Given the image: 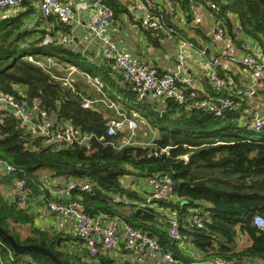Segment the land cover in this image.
<instances>
[{"label": "trees", "instance_id": "1", "mask_svg": "<svg viewBox=\"0 0 264 264\" xmlns=\"http://www.w3.org/2000/svg\"><path fill=\"white\" fill-rule=\"evenodd\" d=\"M210 1L219 8L213 13L223 22L229 36H234L233 24L237 23L264 52V0ZM104 2L112 8L114 17L128 13L127 3L122 0ZM173 2L190 19L189 5L202 1ZM28 14L0 19L3 48L0 50V91L18 95L21 90L29 101L39 102L55 127L67 123L93 136L89 149L77 144L54 147L46 145L41 137L19 129L13 119H0V160L13 168L11 173L0 177L1 182L6 185L23 180L29 190L24 203L18 198L9 202L0 196V227L19 244L46 247L62 264L139 263L129 258L116 262L111 254L116 249L90 254L75 234L38 227L28 209L31 200L41 195L39 202L45 206L50 202L75 203L91 219H114L119 225H129L155 239L159 249L171 253L180 264H201L214 258L238 264H264V224L258 227L253 221L256 215L264 220V134L260 133L261 137L257 138L258 132L248 128L243 120L244 109L239 107L214 116L166 98L161 109L152 100L160 97L151 94L140 97L138 87L121 83L111 59L96 60L94 51L86 52L82 42L76 43L73 39L62 42L63 35L71 36V27L39 12L36 21L39 28L30 30L25 20ZM48 24L52 25V41L44 45L41 42ZM167 24L176 30V40L181 37L195 43V38H189L186 31H192V37L204 35L200 25L186 30L173 21ZM71 67L78 74L71 75L74 80L67 86L63 79ZM86 74L104 81L106 86L102 91L125 107L127 117H132L135 111L158 129L151 146L119 145L126 134L124 131L107 136L106 123L111 111L100 102L91 101L100 95L87 83ZM87 101L100 109V113L85 107ZM165 147H169L168 151L161 152ZM47 175L86 179L96 186L91 192L75 190L69 198H56L44 188ZM130 175L133 180L161 176L172 179L173 200L165 206L178 214L180 240L168 235L167 223L157 211L143 206L151 194L146 199L131 185H124L122 178ZM54 182L53 188L61 187L62 182ZM116 195L126 201H115ZM196 207L206 213L202 228L187 221L190 211ZM183 239L189 240L198 253L194 260L181 249ZM119 247L129 257L122 245ZM0 264L55 263L37 252L15 253L0 240Z\"/></svg>", "mask_w": 264, "mask_h": 264}, {"label": "built area", "instance_id": "2", "mask_svg": "<svg viewBox=\"0 0 264 264\" xmlns=\"http://www.w3.org/2000/svg\"><path fill=\"white\" fill-rule=\"evenodd\" d=\"M35 0H0V17L9 18L12 12L24 2ZM39 12L44 17H53L59 23L71 27V35L75 27L81 25L84 17V32L80 42L88 44L96 38H100L103 30L114 18L112 8L104 0H77L69 6L66 0H37ZM201 3L191 2L188 19L183 11L176 7L173 0H125L127 12L131 19L141 26L149 38L155 42H162L165 38H176V30L167 24L168 21L178 23L182 27L199 26L203 22L202 11L207 10L213 18L211 36L220 44L219 54L205 60L206 90L196 88L195 76L186 73L188 65L187 52L193 48L192 43L185 39H177V60L173 71L160 72L155 66L134 60L114 43H107L102 50V56L113 61V67L120 75L121 83H130L138 87L139 96L151 94L156 97L171 99L179 105H187L206 111L214 116H222L226 112L243 108V120L248 128L264 134V52L252 45L237 23L233 24L234 36L227 34L223 22L216 19L214 12L219 8L210 0H201ZM49 25V24H48ZM52 25L46 28V34L41 44L52 41L50 35ZM72 37L63 35L60 40L66 42ZM32 60L31 56H28ZM241 68L245 75L237 76V81L224 70L228 66ZM69 75V74H68ZM67 75V76H68ZM64 77V84L71 86V79ZM87 83L99 93L100 97L94 100L102 103L108 109L119 112L116 101L111 100L102 91L106 86L98 76L86 74ZM19 90V86L15 85ZM91 101H87L86 107ZM91 105V104H90ZM239 108V109H240ZM120 113V112H119ZM133 115V114H132ZM9 117L13 119L17 127L34 136L41 137L46 145L54 147H71L75 144L90 148L92 134L82 133L78 128L65 123L61 127L54 126L49 119L47 111L42 109L36 100L29 101L22 96L3 93L0 91V119ZM107 136H112L118 131L128 130L119 145L133 144L134 131L138 124L133 119L120 113L116 118L107 121ZM165 147L161 152H167ZM0 169L9 174L12 166L0 160ZM56 177L47 175L44 188L56 198H69L75 190L91 192L96 184L90 180L62 179L61 187L54 189L51 183ZM152 186L150 198L143 206H146L162 216L167 223L168 235L178 241L181 239L180 220L175 210L166 207L165 204L173 200V182L168 176L149 178ZM15 196L24 203L28 198L29 190L23 180L15 181ZM135 185H132L134 188ZM115 201H126L123 196L116 195ZM47 209L59 216L73 219L75 235L83 241L90 254L99 250L113 251L118 246L129 253V260L141 262L147 254L157 255L158 264H180L171 253L162 252L155 239L139 232L129 225H119L117 220L109 219L101 221L91 219L81 211V207L75 203H48ZM206 213L200 208L192 209L187 221L198 228H202L203 218ZM254 224L262 227L264 220L256 215ZM201 264H238L214 258L202 261Z\"/></svg>", "mask_w": 264, "mask_h": 264}, {"label": "crops", "instance_id": "3", "mask_svg": "<svg viewBox=\"0 0 264 264\" xmlns=\"http://www.w3.org/2000/svg\"><path fill=\"white\" fill-rule=\"evenodd\" d=\"M75 1L77 0H66L69 6H72ZM122 1L125 2V0ZM153 1H158V0H153ZM24 12L26 14L30 13L25 19L27 24L26 27H28L30 30H33L34 28H39L37 26L38 24L36 23V21H38L37 14H39V1L35 0L27 3L26 2L22 3L18 7L17 11L12 12V15L14 16L18 13H24ZM202 13H203V22L200 24V27L202 26L201 28L204 32V35L198 37H192V31L191 32L186 31L189 38H195L194 40L195 43H192L193 48L187 52L189 59H188V65L186 67V73L195 76L196 88L206 90L207 81L205 76L204 63L207 58L219 54L220 44L216 43L211 36L212 21H213L212 16L207 10L202 11ZM0 19H5V18L0 17ZM185 29L188 30L189 28L185 27ZM83 32H84V17L81 25L75 27V29L73 30L71 39H73L74 42L76 43L80 42ZM245 36L252 45H257V42L254 39H252V37H250L248 34H245ZM178 38L181 37H177V39ZM181 39H185V38H181ZM107 43H114L118 49L124 50L131 59L139 60L144 63L151 64L155 66L160 72L173 71L175 69L176 60H177L176 38H172V37L165 38L160 43L153 42L149 38L147 32L141 26L136 24L131 19L129 14L126 12L115 16L113 20L109 23V25L106 26V28L103 30L100 38H96L92 42L85 44V47H87L85 51L87 52L88 49H92L95 53L96 60L103 59L104 57L102 56V50L105 47L104 45H106ZM76 71L77 70L75 68L73 67L70 68V71L68 73L69 75L67 77H69L71 81L74 80V77H71V75L73 76L74 74H78ZM226 73L227 74L229 73L236 81H237V76L245 75L241 68H237L230 65L226 67ZM94 99H92L91 101L98 103ZM152 100L154 102L157 101L158 107L163 109L164 98L161 99V98L153 97ZM117 104L119 107L118 109L119 112L125 115L126 114L125 107L121 105L119 102ZM108 110L111 111V115H109L108 119L116 118L120 115V113L114 109H108ZM129 119L135 120V122L138 124V128L134 131V134L136 133L135 134L136 138L134 137L136 141H134L133 139L134 144H140V145L144 144L146 141L145 140L143 141L142 138L139 137V135L144 137V135L148 133V129L151 127L150 124L147 123V121L142 116L140 115L138 116L136 112H134L132 117H129ZM144 130H146V133L144 132ZM126 134H128V130H126ZM126 134L124 136H126ZM2 176H6V174L0 169V177ZM2 179L3 178L0 179V196L4 200L12 202L16 198L14 183L5 185V183L1 182ZM132 180L133 177L131 175L124 176L122 178V182L124 183L125 186L131 185L132 187V185H135L134 188L137 190V192L142 197L147 199L153 190L149 182V179L137 178L134 179L133 182ZM55 181L61 183L62 178H56ZM36 197L37 199L31 200L28 211L29 213L33 214L34 222L38 227L75 234L73 219L51 213L47 209V206L39 202L40 200H42V196L38 195ZM180 247L183 251L190 254L193 260L194 258H196V256H198V253L196 252L195 248L191 245L189 240L183 239L180 243ZM111 254L114 256L116 262H120L129 258L124 254V252L121 250V247L119 246ZM142 261H145L144 264H152V263L158 264L157 255L155 254L145 255L142 258L141 262Z\"/></svg>", "mask_w": 264, "mask_h": 264}, {"label": "water", "instance_id": "4", "mask_svg": "<svg viewBox=\"0 0 264 264\" xmlns=\"http://www.w3.org/2000/svg\"><path fill=\"white\" fill-rule=\"evenodd\" d=\"M2 49L3 48L0 46V50H2ZM86 107L95 111V112L100 113V109H98V108H96L90 104H88ZM102 139H104V138H102ZM0 240L2 242L7 243L15 253L37 252V253L45 255L55 264H62L61 262H59L57 260L55 255L46 247L35 245V244H19L18 242H16V240L13 238L12 235L5 232L1 227H0Z\"/></svg>", "mask_w": 264, "mask_h": 264}, {"label": "rangeland", "instance_id": "5", "mask_svg": "<svg viewBox=\"0 0 264 264\" xmlns=\"http://www.w3.org/2000/svg\"><path fill=\"white\" fill-rule=\"evenodd\" d=\"M135 111H133L132 112V114L134 113ZM137 114V113H136ZM138 116H139V114H137ZM144 120V119H143ZM145 121V120H144ZM151 126V125H150ZM150 129V130H149ZM148 129V133H146V130H144V132L146 133L145 135H144V137L143 136H140L139 135V137H141L142 138V140L144 141H146L144 144H142V146L143 147H149V146H151V139L153 138V137H155L156 135H157V133H158V129L157 128H155L154 126H151L150 128ZM141 133V132H140ZM135 138H136V136H134ZM256 137L258 138V137H261V134H260V132H258L257 134H256ZM134 141H136V139H134ZM138 142V141H137ZM134 144V143H133ZM144 262L145 261H142V262H139V263H137V264H144ZM152 264H156V263H152Z\"/></svg>", "mask_w": 264, "mask_h": 264}]
</instances>
